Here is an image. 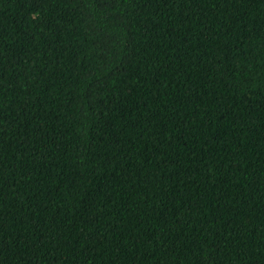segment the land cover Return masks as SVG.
I'll return each instance as SVG.
<instances>
[{
	"label": "trees",
	"instance_id": "trees-1",
	"mask_svg": "<svg viewBox=\"0 0 264 264\" xmlns=\"http://www.w3.org/2000/svg\"><path fill=\"white\" fill-rule=\"evenodd\" d=\"M0 264H264V0H0Z\"/></svg>",
	"mask_w": 264,
	"mask_h": 264
}]
</instances>
